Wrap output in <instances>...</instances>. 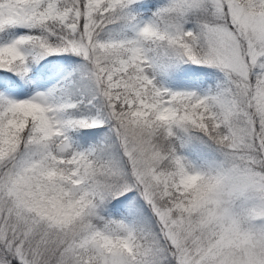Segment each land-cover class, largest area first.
I'll list each match as a JSON object with an SVG mask.
<instances>
[{"label": "snow or ice", "instance_id": "6c2138e0", "mask_svg": "<svg viewBox=\"0 0 264 264\" xmlns=\"http://www.w3.org/2000/svg\"><path fill=\"white\" fill-rule=\"evenodd\" d=\"M0 264H264V0H0Z\"/></svg>", "mask_w": 264, "mask_h": 264}]
</instances>
